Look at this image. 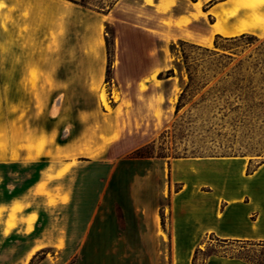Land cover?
I'll return each mask as SVG.
<instances>
[{"label": "rangeland", "instance_id": "374dc122", "mask_svg": "<svg viewBox=\"0 0 264 264\" xmlns=\"http://www.w3.org/2000/svg\"><path fill=\"white\" fill-rule=\"evenodd\" d=\"M116 1L84 3L105 13ZM2 9L10 13L14 3L6 7L0 0ZM27 13L21 14L23 19ZM119 17L128 20L125 13ZM10 22L14 23V17ZM1 25L6 30L5 20ZM26 31V24H21L19 34L8 35L7 44L15 48L19 39L24 57L65 63L68 79H42L33 69L21 83L0 80V150L45 151V157L27 166L0 163L7 185L31 184L39 170L65 157L59 146L71 139V164L65 168L85 171L82 184H100L112 168L125 171L117 178L121 185L128 179L126 171L149 174L152 190L164 195L153 208V219L166 224L172 197L193 169L214 160L239 159L245 162L244 176L264 163V37L245 34L219 39L220 48L215 49L213 44L208 48L186 41L169 44L129 24H107L102 77L88 80L79 78L77 64L87 51L77 47L75 32L63 35L52 29L29 39L24 38ZM5 39L0 35V57H14L16 50L5 49ZM161 67L169 69L158 77L155 73ZM101 94L106 106L101 104ZM112 117L114 126L109 122ZM98 140L110 144L103 146ZM174 213L179 216V209ZM168 235V226L156 231L153 227L152 264H186L190 247L170 242ZM116 247L111 241H97L92 234L80 246V264H116V258L95 253ZM197 251L192 252L190 264H204L214 255L260 264L264 245L223 243L208 236ZM121 264H127V259ZM136 264H144V258H136Z\"/></svg>", "mask_w": 264, "mask_h": 264}, {"label": "crops", "instance_id": "0c3cea01", "mask_svg": "<svg viewBox=\"0 0 264 264\" xmlns=\"http://www.w3.org/2000/svg\"><path fill=\"white\" fill-rule=\"evenodd\" d=\"M3 1L6 7L14 3L15 9L10 13L0 10V35L6 38L5 49H15L16 55L0 57V80L19 83L28 80L33 69L42 79H68L65 63L24 57L19 39L15 48L7 44L8 35L19 34L23 23L27 26L24 38L29 39L52 29L61 30L63 35L75 32L77 47L87 51L77 64L79 78L88 80L102 77L103 28L107 24H129L169 44L186 41L205 47L202 42L212 45L217 36L264 37V0H117L105 13L76 0ZM24 10L28 12L25 19L21 16ZM122 13L128 15L127 21L120 20ZM9 17H14V23ZM4 20L6 30L1 25ZM168 69L161 67L155 74L159 77ZM109 122L114 126L113 117ZM98 142L110 144L108 140ZM59 149L65 157L39 170L28 186L7 185L0 173V264H80V246L92 234L97 241H111L118 246L96 249L99 256L116 258V264L124 258L127 264H136V258L143 257L144 264H152V230H165V225L170 242L190 247L186 264L208 236L223 243L264 245V163L244 176L245 162L239 159L214 160L207 162V167L193 169L174 193L165 224L153 219V208L164 195L163 191L152 190L149 174L126 171L128 179L121 185L117 178L125 171L112 168L100 184L89 187L81 183L85 171L65 168L71 164V139ZM41 157H45L44 150L19 148L15 154L0 150L1 164L27 166ZM175 209H179V216ZM204 264L254 263L247 258L214 255ZM260 264H264V256Z\"/></svg>", "mask_w": 264, "mask_h": 264}, {"label": "trees", "instance_id": "16d2710c", "mask_svg": "<svg viewBox=\"0 0 264 264\" xmlns=\"http://www.w3.org/2000/svg\"><path fill=\"white\" fill-rule=\"evenodd\" d=\"M82 2H81V5H83V6H85V7H89V8H91V6L90 5H88L87 3L85 4L84 3V0H81ZM91 9H94V8H91ZM95 10V9H94ZM244 35H241V36H239L240 38H242ZM237 37H235V38H230V40H232V39H236ZM219 39H222V38H220L219 36H217L216 38H215V41H214V43H213V45H214V48L215 49H218V48H220V46L218 45V42H217V40H219ZM225 40H229V39H225ZM182 96H183V92H182V94H181V96H180V99H179V101L181 100V98H182ZM180 102H178V104H179ZM177 109H178V105H177ZM196 253L197 252H195V254L194 255H196ZM194 259H195V257H193V262H194Z\"/></svg>", "mask_w": 264, "mask_h": 264}, {"label": "bare ground", "instance_id": "6f19581e", "mask_svg": "<svg viewBox=\"0 0 264 264\" xmlns=\"http://www.w3.org/2000/svg\"><path fill=\"white\" fill-rule=\"evenodd\" d=\"M188 17V16H187ZM189 19V18H188ZM179 24V23H178ZM181 25V24H180ZM185 29V28H184ZM179 31V30H178ZM188 31V30H187ZM237 36V35H236ZM186 37V36H185ZM192 41V40H191ZM196 42H198V41H196ZM202 42V41H201ZM206 45V47H208V48H210V47H212V45L210 44V43H205V41L204 42H202V45ZM205 47V46H204ZM166 48H167V46H166ZM100 101H101V104L103 105V106H106V103H105V99H104V97H103V95L101 94L100 95ZM107 101V100H106ZM175 102V101H174ZM33 256V255H32Z\"/></svg>", "mask_w": 264, "mask_h": 264}]
</instances>
